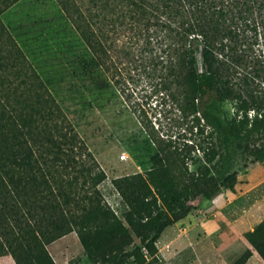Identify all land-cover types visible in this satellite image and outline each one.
<instances>
[{"label": "trees", "instance_id": "obj_1", "mask_svg": "<svg viewBox=\"0 0 264 264\" xmlns=\"http://www.w3.org/2000/svg\"><path fill=\"white\" fill-rule=\"evenodd\" d=\"M17 1L0 0V257L56 264L47 245L75 231L100 261L159 264L162 230L200 199L233 188L236 174L220 180L215 155L264 133V52L252 54L243 36L250 24L264 35V0H57L122 94L130 83L149 84L217 138L208 162L192 170L144 121L156 150L148 169L112 178L121 215L98 188L105 171L1 17ZM254 155L264 158V143ZM252 235L264 260V219Z\"/></svg>", "mask_w": 264, "mask_h": 264}, {"label": "rangeland", "instance_id": "obj_2", "mask_svg": "<svg viewBox=\"0 0 264 264\" xmlns=\"http://www.w3.org/2000/svg\"><path fill=\"white\" fill-rule=\"evenodd\" d=\"M1 17L105 171L98 188L119 215L125 206L112 178L148 169L156 150L144 121L157 137L178 148L189 169L208 162L217 138L205 120L181 112L146 83H130L122 94L93 62L57 0H18ZM243 28L255 48L250 52H264L260 26ZM221 107L224 115H234L231 102ZM262 143L264 133L250 135L215 155L212 169L220 180L234 172L233 188L223 186L211 198L200 199L185 217L162 230L156 241L159 264H264L256 245L261 241L252 235L264 219V158L254 155ZM138 243L134 238L124 252ZM47 247L56 264H135L134 256L122 262L90 256L75 231ZM0 264L15 262L4 255Z\"/></svg>", "mask_w": 264, "mask_h": 264}]
</instances>
